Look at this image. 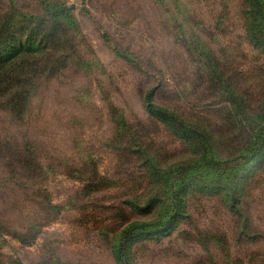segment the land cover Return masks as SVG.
<instances>
[{
	"label": "rangeland",
	"instance_id": "rangeland-1",
	"mask_svg": "<svg viewBox=\"0 0 264 264\" xmlns=\"http://www.w3.org/2000/svg\"><path fill=\"white\" fill-rule=\"evenodd\" d=\"M10 4L34 17L59 4L71 21L39 28L41 55L20 66L41 71L17 115L0 111V264H264V26L250 2Z\"/></svg>",
	"mask_w": 264,
	"mask_h": 264
},
{
	"label": "trees",
	"instance_id": "trees-1",
	"mask_svg": "<svg viewBox=\"0 0 264 264\" xmlns=\"http://www.w3.org/2000/svg\"><path fill=\"white\" fill-rule=\"evenodd\" d=\"M248 1L254 10L255 20L259 21L261 26H264V0ZM70 13L68 8L59 4L48 8L46 13L39 17L20 13L13 9L12 4L4 10L0 9V111L17 115L23 109L25 102L22 94L26 91L29 80L39 75L41 69H28L20 66V64L26 59L41 55L38 48L34 46L39 35V28L43 26L46 31L40 34L43 37L48 33V30L54 28L56 23L71 21ZM32 23L37 26L24 31V27ZM149 103L147 109L153 117H158L164 123L181 128L182 132L191 131L182 122H179L174 114L155 106L150 100ZM13 148L18 155V159L12 161L18 163V169L25 171L31 167V162L25 156L26 151L29 149L23 147L20 150L19 146Z\"/></svg>",
	"mask_w": 264,
	"mask_h": 264
}]
</instances>
